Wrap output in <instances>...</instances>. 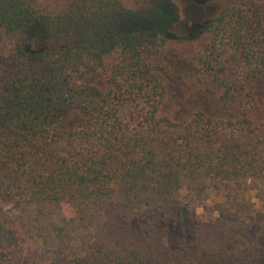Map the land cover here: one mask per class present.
<instances>
[{
    "label": "trees",
    "instance_id": "1",
    "mask_svg": "<svg viewBox=\"0 0 264 264\" xmlns=\"http://www.w3.org/2000/svg\"><path fill=\"white\" fill-rule=\"evenodd\" d=\"M217 1L0 0V264H264V0Z\"/></svg>",
    "mask_w": 264,
    "mask_h": 264
},
{
    "label": "rangeland",
    "instance_id": "2",
    "mask_svg": "<svg viewBox=\"0 0 264 264\" xmlns=\"http://www.w3.org/2000/svg\"><path fill=\"white\" fill-rule=\"evenodd\" d=\"M170 2L175 6L178 11V17L175 23L176 25L172 27L169 31L172 36L175 37H180L183 34H186L187 32L192 33V31L194 30L193 27H195L196 23L212 18L222 7V3L217 0L205 3L199 9L195 8L194 5L190 4L189 0H170ZM122 7L124 9V13L120 17L119 23L121 25H124L126 23H133L135 21L134 15H131L136 12V8L134 7L132 0H122ZM182 28L184 30H182ZM14 38L17 37L15 36ZM173 50L174 51H172V58H186V53L188 52V45H186V47L184 48L182 46V48L180 49L177 48ZM12 65V60L6 63L7 67H11ZM255 86L257 88L258 93L261 96H264V85L256 83ZM199 88V86H195L186 82L185 79L179 78L171 81V89L173 93H175V95H180L188 89H193L197 91L200 90ZM196 101L199 104L209 106L211 104V96L208 93L201 91L199 96L196 98ZM118 115L121 119L131 120L132 110L130 105L126 104L121 106L118 110ZM214 200L217 199L213 196L211 192L205 193V203H209ZM254 208L258 211L264 212L263 210H261L258 203L256 202H254ZM192 213L195 217L201 215L202 210L200 208H195L193 209ZM193 216L186 221H181V219L177 215L167 218L165 220V233L162 237V243L169 249H172L174 240L176 238L182 235L189 236L193 226ZM239 219L240 217H236L231 220L237 222L239 221ZM11 264H14L13 261Z\"/></svg>",
    "mask_w": 264,
    "mask_h": 264
}]
</instances>
